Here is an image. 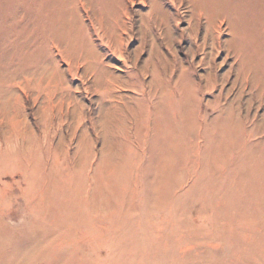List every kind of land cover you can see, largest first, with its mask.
<instances>
[{"label":"rangeland","instance_id":"374dc122","mask_svg":"<svg viewBox=\"0 0 264 264\" xmlns=\"http://www.w3.org/2000/svg\"><path fill=\"white\" fill-rule=\"evenodd\" d=\"M230 2L0 0V264H264V15Z\"/></svg>","mask_w":264,"mask_h":264},{"label":"bare ground","instance_id":"6f19581e","mask_svg":"<svg viewBox=\"0 0 264 264\" xmlns=\"http://www.w3.org/2000/svg\"><path fill=\"white\" fill-rule=\"evenodd\" d=\"M237 1L239 2L237 5V9L238 8L241 9L243 7H244V9H246V8H250V10L252 9L250 12H251V15H253V16H251V17H253V19L257 18V17L260 18L264 15V0H237ZM231 2H233V0H231ZM231 2H230V4L227 3L228 4L227 6L231 7V5L233 4ZM223 12H224V10H223ZM155 17L153 18V20L158 21V19L156 20V18H158V17H156V18ZM218 17H220V15ZM251 17H250V19H251ZM228 18H229V16H228ZM247 19H248V16H243V17L239 16V18L237 20L238 22L236 23V25L234 26L233 24L230 23L231 24L230 26L233 30H236V29H238V25L240 24L244 28V30H247V28L249 27V25L246 21ZM154 54H156V53H154ZM156 56L154 55L150 61L152 62V68H153L152 72L154 74V81L158 82V77L160 76L159 73L165 74V77H163L164 79L170 78L174 67L173 68L170 67V63H168V65L166 64L165 66L162 65L160 63V59L156 58ZM227 121H229V120H227Z\"/></svg>","mask_w":264,"mask_h":264}]
</instances>
